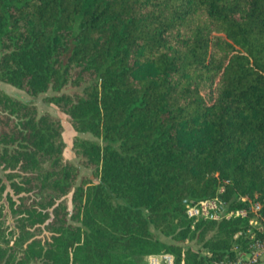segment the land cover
Masks as SVG:
<instances>
[{"label":"trees","instance_id":"trees-1","mask_svg":"<svg viewBox=\"0 0 264 264\" xmlns=\"http://www.w3.org/2000/svg\"><path fill=\"white\" fill-rule=\"evenodd\" d=\"M0 80L96 137L80 174L60 120L0 87V264H205L251 215L190 226L215 195L259 201L264 236V0H0Z\"/></svg>","mask_w":264,"mask_h":264},{"label":"built area","instance_id":"built-area-1","mask_svg":"<svg viewBox=\"0 0 264 264\" xmlns=\"http://www.w3.org/2000/svg\"><path fill=\"white\" fill-rule=\"evenodd\" d=\"M219 187L218 191H221ZM242 200H247L248 197L241 196ZM251 210L249 207H227L217 195L198 200H191L185 204V215L191 219L190 226L197 219H213L219 220L222 218H231L234 216H248V211L253 213L252 218L248 217V226L236 231L233 234L234 238L240 235L244 242L241 244L238 241L233 242L231 252H225L218 258H211L205 264H255L264 256V236L258 235L257 232L262 231L260 223H256V219L260 220L258 212L260 203ZM205 253V252H202ZM208 254V252H206ZM141 264H183V260L176 261L175 256L169 251H156L147 253L144 261Z\"/></svg>","mask_w":264,"mask_h":264},{"label":"rangeland","instance_id":"rangeland-1","mask_svg":"<svg viewBox=\"0 0 264 264\" xmlns=\"http://www.w3.org/2000/svg\"><path fill=\"white\" fill-rule=\"evenodd\" d=\"M0 87L3 90H5L7 93L11 94L12 96H15V97L22 99V100L32 101L35 104L36 110L38 113L48 112V113L56 116L60 120V123L62 126L61 136H62V139L64 141V146L62 149L63 158L73 162L74 164H76L78 166L80 174H87L88 176H91L90 168L85 167L79 163L78 157L75 154V152L71 146V143H72V139H73L75 134L78 136H81V137L89 138V139H96V137L93 136L92 134H90L89 132L75 131L71 127L67 115L64 112H62L61 110H59L55 104H53L51 102H46L43 99L44 94L56 93V91L49 88L44 92H40V93H37L35 95H31V94L27 93L26 91H24L18 87H15L12 84L1 81V80H0ZM62 90L67 91L68 88H65ZM255 205H257L256 200L253 198H249L248 199V207L252 210L255 207ZM252 216H253V213L250 215V217L252 218ZM5 219H6V222L9 221V218L7 216L5 217ZM256 223L258 225V223H259L258 219H256ZM160 238H162L163 240H166V241L170 240L169 237H165L162 235H160ZM185 242L190 243L194 247H197L199 245L198 243H196V241L194 239L189 240V241L185 240Z\"/></svg>","mask_w":264,"mask_h":264},{"label":"crops","instance_id":"crops-1","mask_svg":"<svg viewBox=\"0 0 264 264\" xmlns=\"http://www.w3.org/2000/svg\"><path fill=\"white\" fill-rule=\"evenodd\" d=\"M255 264H264V256H263V258L261 259V260H259L257 263H255Z\"/></svg>","mask_w":264,"mask_h":264}]
</instances>
